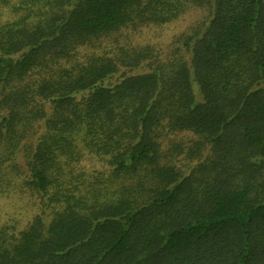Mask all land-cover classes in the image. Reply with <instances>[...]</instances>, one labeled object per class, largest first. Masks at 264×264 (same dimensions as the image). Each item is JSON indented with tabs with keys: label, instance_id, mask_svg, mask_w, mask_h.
<instances>
[{
	"label": "trees",
	"instance_id": "obj_1",
	"mask_svg": "<svg viewBox=\"0 0 264 264\" xmlns=\"http://www.w3.org/2000/svg\"><path fill=\"white\" fill-rule=\"evenodd\" d=\"M0 264H264V0H0Z\"/></svg>",
	"mask_w": 264,
	"mask_h": 264
},
{
	"label": "rangeland",
	"instance_id": "obj_2",
	"mask_svg": "<svg viewBox=\"0 0 264 264\" xmlns=\"http://www.w3.org/2000/svg\"><path fill=\"white\" fill-rule=\"evenodd\" d=\"M7 15V12H6ZM187 22H190V13L187 14L185 17L182 18V20H180L179 23L174 24V27L172 29H168V30H162V33H160L159 35H156L153 42H161L162 45H167L170 37L172 36L173 32H178L177 29H181L183 28ZM143 36L141 37L140 35H138L137 33H129V35H133L135 37L140 36V43H142L144 40L152 37L154 35L153 31H144L143 32ZM122 39V38H121ZM144 39V40H143ZM138 42H139V37H138ZM113 48V46H109L107 49H103V48H99L95 45H88V46H82L78 49L75 58L73 59V63L75 62H83V60H85L86 58H89L91 56L94 57H99V58H106V57H112L114 55V53H112L110 51V49ZM168 53V51L164 52L163 56L161 58H164L165 54ZM2 203H4L6 206H10L9 208H14V206L18 207L17 213L21 215V219L25 220L27 214L26 212L28 211H35L36 206H28L25 207L21 204L18 203V200L14 201L12 198H9L8 200L3 199ZM2 205V204H1Z\"/></svg>",
	"mask_w": 264,
	"mask_h": 264
}]
</instances>
